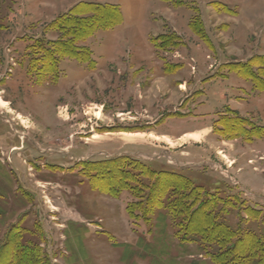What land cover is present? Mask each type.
Wrapping results in <instances>:
<instances>
[{"label":"rangeland","instance_id":"rangeland-1","mask_svg":"<svg viewBox=\"0 0 264 264\" xmlns=\"http://www.w3.org/2000/svg\"><path fill=\"white\" fill-rule=\"evenodd\" d=\"M88 3L122 22L61 29ZM263 127L264 0H0V247L11 234L40 263L217 264L169 194L146 206L150 191L125 179L185 176L218 223L264 240Z\"/></svg>","mask_w":264,"mask_h":264},{"label":"trees","instance_id":"trees-1","mask_svg":"<svg viewBox=\"0 0 264 264\" xmlns=\"http://www.w3.org/2000/svg\"><path fill=\"white\" fill-rule=\"evenodd\" d=\"M88 5L91 8L90 13H92L90 16L77 20V17L73 16L76 9H73L70 15L62 17L66 18V21L63 24L61 23V29H69L73 32L72 36L78 34L84 38L90 36L98 25L111 23L110 26H107L111 28L122 22V13L119 7H107L94 3H88ZM160 37L155 39L162 42L163 40H160ZM155 39H153V44ZM60 47L65 49L67 52L64 54L71 58L82 61H89L90 59L88 51L84 52L76 49L71 42L62 43ZM247 64L235 65L245 68ZM231 66L233 65H228L227 67ZM251 71H248L251 73L248 74L249 79L253 81L260 79V77L254 76V71L253 73ZM235 115L239 116L237 113ZM244 131L249 132L245 126ZM125 166L128 169L130 168V164ZM128 169L119 167L118 170L120 172L121 170L129 172ZM143 177H152L151 179H154L155 183L151 186L152 189L133 180H139L138 175L134 173L129 172L125 182H134L138 187L140 186L139 188H143V191H150L146 199V206L149 207H154L157 204L156 201L152 200L154 193L157 191L163 189L165 193L169 194V200L165 207L172 214L178 216L182 224H180V229L186 235L197 236L204 245L217 247V251L213 253V259H215L217 264H264V240L262 234L251 231L244 234L240 230L218 223L210 212V207L213 206L212 200L209 199V196L204 199L201 186L194 185L191 179L170 171L157 173L154 170H147ZM140 205L135 204L133 207H140ZM200 215L201 217H198ZM17 240L18 237H13L11 234L6 236L5 243H2L0 247V264H47L43 263L42 259L41 263L38 259H35L34 252H37V250L34 247L27 246L17 249Z\"/></svg>","mask_w":264,"mask_h":264},{"label":"crops","instance_id":"crops-1","mask_svg":"<svg viewBox=\"0 0 264 264\" xmlns=\"http://www.w3.org/2000/svg\"><path fill=\"white\" fill-rule=\"evenodd\" d=\"M232 101V100H231ZM229 106L233 107L232 103L229 101ZM239 111V110H238ZM239 114H241L242 116L245 115L243 114L242 111H239ZM212 132V128L210 126H202L201 128H198V129H194V130H190V131H187L185 133H183V137L185 136H191V134H194L193 136H200L203 137L202 135H200L201 133L203 134H207V136H209ZM166 134H162V136L164 137ZM257 143V141H255L254 143L251 144V146L255 145ZM240 184L242 185V187L247 190L246 192L250 193L251 194V197L252 198H259L257 194H255L254 191L250 190L249 188L246 187V185H244L242 182H240ZM255 194V195H254ZM260 199V198H259ZM263 210V209H262Z\"/></svg>","mask_w":264,"mask_h":264},{"label":"bare ground","instance_id":"bare-ground-1","mask_svg":"<svg viewBox=\"0 0 264 264\" xmlns=\"http://www.w3.org/2000/svg\"><path fill=\"white\" fill-rule=\"evenodd\" d=\"M137 136H139V135H137ZM187 137V136H186ZM192 138H194V139H199L200 138V136H193Z\"/></svg>","mask_w":264,"mask_h":264}]
</instances>
